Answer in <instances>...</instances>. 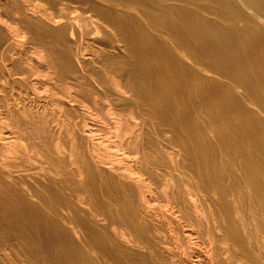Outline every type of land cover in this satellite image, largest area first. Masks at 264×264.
<instances>
[{"label": "bare ground", "instance_id": "6f19581e", "mask_svg": "<svg viewBox=\"0 0 264 264\" xmlns=\"http://www.w3.org/2000/svg\"><path fill=\"white\" fill-rule=\"evenodd\" d=\"M0 264H264V0H0Z\"/></svg>", "mask_w": 264, "mask_h": 264}]
</instances>
